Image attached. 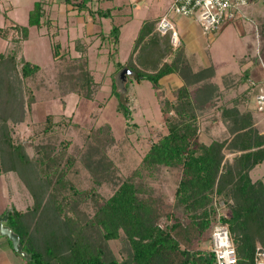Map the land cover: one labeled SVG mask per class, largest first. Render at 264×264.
I'll list each match as a JSON object with an SVG mask.
<instances>
[{
  "label": "trees",
  "instance_id": "trees-1",
  "mask_svg": "<svg viewBox=\"0 0 264 264\" xmlns=\"http://www.w3.org/2000/svg\"><path fill=\"white\" fill-rule=\"evenodd\" d=\"M65 3L79 14L99 18V23L113 13L101 11L95 17L85 0ZM46 5L35 3L28 26L11 23L0 28V38L7 42L5 51L0 52V181H6L12 193L9 179L14 175L27 185L33 199L26 209L12 207L7 223L32 259L28 262L14 253L23 264H212L211 250L196 246L206 238L210 240L215 227L221 225L229 229L239 264H254L258 237L264 244V184L254 180L252 172L264 164V134L252 123L251 113L245 111L224 119L229 121L227 139L205 144L199 138L195 111L204 108L203 104L216 106L223 88L238 87L243 78L228 84L236 76L227 74L218 79L216 67L195 64L197 57H192L189 64L182 45L172 51L171 37L157 35L159 19L155 25L152 21L144 23L134 53L126 65L116 63V74L130 70L139 82L151 81L154 90L160 88L162 79L172 75L178 76L181 84L175 90V99L166 101L168 109L165 104L161 107L162 113H171L166 119L167 133L123 179L108 152L115 144L110 125L86 137L82 155L68 154L72 143L62 139L69 125L64 117L48 115L32 127L31 136L19 128L31 115L23 104L24 84L36 83L43 72L24 56L29 27L46 29L56 64L68 56L84 62L86 70L79 65L77 74L69 70L59 73L64 95L85 91L91 97L100 86L87 67L94 39L75 40L78 56H72L55 40L60 27ZM117 11L122 12L120 7ZM117 31L112 27L110 35L117 37ZM108 35H93L101 41L99 48L110 39ZM164 41L166 49L157 54L155 48ZM114 43H118L117 38ZM108 55L114 52L109 50ZM6 77L15 79L19 91L4 85ZM40 83L43 86L44 82ZM248 85L251 89L252 84ZM34 103L26 105L31 108ZM220 109L226 111L224 105ZM122 112L131 119L128 106ZM227 154L233 156L231 161ZM163 169L180 172L174 203L164 196H151L154 190L150 183L158 180ZM219 201L229 205V217L219 214ZM116 241L120 246L117 252L112 246Z\"/></svg>",
  "mask_w": 264,
  "mask_h": 264
},
{
  "label": "rangeland",
  "instance_id": "rangeland-1",
  "mask_svg": "<svg viewBox=\"0 0 264 264\" xmlns=\"http://www.w3.org/2000/svg\"><path fill=\"white\" fill-rule=\"evenodd\" d=\"M37 1L47 4L46 9L50 10L53 22L57 23L58 28L60 27L57 29L59 35L55 40L62 44L65 51L71 52L72 56H78L71 42L83 36L85 31L83 23L95 22V28H93L95 35H99L101 32L108 33L110 39L106 43L102 41L104 45L99 49L101 41L94 36V41L98 40L89 51L87 67L92 76L90 73L88 74L100 85L93 90L92 96L88 97L85 91L80 94L64 95L62 91L64 83H62V75L59 73L69 70L77 74L79 65H83L86 70L84 62L68 56L67 60L56 64L53 59L51 40L46 34V29L28 28L29 38L24 43V56L28 62L43 68V72L37 76L36 83L27 81L24 84L23 104L26 107L25 111L31 115L28 123L20 125V130L31 136L34 132L32 127L44 122L48 115H53L56 118L64 117L69 125L62 134V139L72 143L68 154L75 152V154L82 155L86 137L93 130L110 125L115 137V144L108 152L114 159L121 178H127L139 167L151 146L167 133L166 119L171 113H162L161 107L165 104L168 109L166 101L171 102L175 99V90L181 81L178 76L172 75L162 79L160 88L154 90L151 81L143 79L139 82L130 70L129 74H127L128 70H122V74H116V63L118 61L125 65L128 63L134 53L135 41L138 39L144 23L152 21V25H155L158 19L167 14L179 31V20L181 21L185 17L172 13L171 7L174 0H85L88 2V7L93 10L95 17L98 12L113 10V13L108 17L109 20L107 17L101 18L100 23L99 18L93 20L86 13L79 14L77 10L71 9L72 6L66 4L65 0H2L0 2V28L11 23L28 26L29 14ZM118 7L122 12L117 11ZM243 10V13H248L246 17L249 18L245 17L244 19L242 16L240 23L234 21L226 24L214 35H200L187 46L186 52L189 57V59L186 57L187 62L190 64L191 58L197 57L195 64L219 65L220 74L229 71H232L231 74L234 76L238 74L236 80L229 81L228 84L236 83L240 78H245V75L246 78L249 77L245 70H248L249 74L257 68L259 71L263 68V71L264 0H254L249 7H244ZM86 17L88 20L85 21ZM191 22L199 26L194 20ZM68 25L72 27L71 30H67ZM114 26L118 28L117 37L110 35V30ZM153 34L156 35L155 27ZM159 36L163 37L160 34ZM69 38L71 42H69ZM115 38L118 39L116 44L114 43ZM170 44L172 51L175 50L172 43ZM161 45V47L155 48L157 54H159L158 50L166 49L167 43L164 41V44L161 43ZM6 46L7 42L0 38V52L5 51ZM109 50H112L114 55L109 56ZM165 54L167 57L168 52ZM74 76L76 75L74 74ZM251 76L257 78L258 75ZM125 79L126 82L122 85V81ZM5 81L4 85L11 86L14 91H19L16 89L15 79L6 77ZM222 81L224 82V79ZM40 82H44L43 86H40ZM222 92V97L216 106L203 104L204 108L195 109L200 127V141L210 144L214 140L227 139L229 137V121H224V119H229L245 111L251 113L252 123L260 133L264 134V113L257 112L255 103H252V97L257 93L256 87L252 86L250 89L245 81L238 87L227 88L225 86ZM26 103L34 104L30 108ZM223 105L225 112L220 109ZM126 106L130 108L132 115L129 120L124 117L122 112ZM232 159L233 156L227 154V160L231 161ZM179 178L178 170L163 169L158 180L150 183L154 190L151 196H164L168 198L169 203H174L173 195ZM252 178L262 180L264 184V164L252 172ZM9 183L12 193H9L6 181H0V214L12 207L22 210L32 204V195L26 184L14 175L10 176ZM218 204L219 214L229 217L231 215L229 205L224 201H219ZM229 204H233V200ZM3 239L6 240V238ZM259 239L258 237L256 249L264 250V244ZM210 240L206 238L196 248L210 249ZM1 244H5V242L2 241ZM112 246L116 252L119 251L120 246L117 241L113 242ZM3 251L4 253H0V261L6 258L5 261H1L4 264L9 262L10 264L24 263L10 247Z\"/></svg>",
  "mask_w": 264,
  "mask_h": 264
},
{
  "label": "built area",
  "instance_id": "built-area-1",
  "mask_svg": "<svg viewBox=\"0 0 264 264\" xmlns=\"http://www.w3.org/2000/svg\"><path fill=\"white\" fill-rule=\"evenodd\" d=\"M2 0H0L1 2ZM254 0H174L171 11L174 15L194 20L205 35L217 34L226 24L233 23L243 16V8ZM157 32L161 36H170L175 48L181 46V37L169 15L162 16L157 23ZM257 93L254 95L255 109L264 113V81L254 84ZM210 250L214 256L212 264H239L237 250L232 242L228 227H215ZM254 264H264V250L257 248Z\"/></svg>",
  "mask_w": 264,
  "mask_h": 264
},
{
  "label": "crops",
  "instance_id": "crops-1",
  "mask_svg": "<svg viewBox=\"0 0 264 264\" xmlns=\"http://www.w3.org/2000/svg\"><path fill=\"white\" fill-rule=\"evenodd\" d=\"M251 4V3H250ZM250 4H248L245 8H247V7H249L250 6ZM244 10H242V12H243ZM254 11V10H253ZM250 12V11H249ZM248 13L247 12H244L243 13V18L245 19V17H246V15H247ZM248 16V15H247ZM242 18V19H243ZM246 18H249V17H246ZM192 20H190V19H188V18H185V19H183V20H179V25H180V30H179V34H180V37H181V43H182V46L185 48V51H186V49H187V46H189L190 44H192L193 42H194V40H196L197 38H198V36H200V35H205L204 34V32L202 31V29H201V27H199L197 24H195L194 22H191ZM237 21H239V23H240V19H238ZM84 24V28H85V31H84V34H83V36H81V37H79V38H76L75 40H77V39H80V38H83V37H85V39H86V41H88V42H91V40L92 39H94V30H93V28H95L94 27V25H95V22H91V23H88V24H86V23H83ZM91 27V28H90ZM68 29H72V27L71 26H69L68 25V28H67V30ZM89 30V31H88ZM205 36H208V35H205ZM74 38V37H73ZM75 40H72V42H71V39L69 38V42H71V43H73V45H75ZM96 41L97 40H95L92 44H91V47H92V45H94L95 43H96ZM91 47L89 48V51H90V49H91ZM98 48H99V46H98ZM100 49V48H99ZM188 50V49H187ZM74 51H75V49H74ZM76 53V52H75ZM187 53V52H186ZM88 54H89V52H88ZM209 66V65H208ZM215 67H216V70H217V78L218 79H221V78H223L225 75H227V74H231V73H233L232 71H229V72H225V73H223V74H220L219 73V69H220V67H219V65L218 66H216V65H214ZM258 69V68H257ZM255 70V71H253V73H251V74H249V73H247L248 72V70H245V72H246V74H248V76L249 77H247L246 78V75H245V78H243V80H244V82L246 81V83H249L250 84V82H252L253 81V83L254 84H261L263 81H264V70L262 71V69L263 68H261L260 70L261 71H259V70ZM241 71V70H240ZM236 73V72H235ZM236 76H238V74H235ZM251 75H258L257 76V78L255 77H252ZM253 79V80H252ZM243 82V83H244ZM1 236V235H0ZM3 238H5V237H0V253H4V251L3 250H5V248H8L9 249V245H8V242H7V240H4ZM7 239V238H6ZM2 241H4L5 242V244H1L2 243ZM6 245V246H5ZM3 246V247H2ZM5 246V247H4ZM3 251V252H2ZM8 252V251H7ZM13 252H14V250H13ZM4 259H6V258H3L1 261H5ZM0 261V264H4V262H1ZM7 262V261H6ZM6 264V263H5ZM7 264H10V262L9 263H7Z\"/></svg>",
  "mask_w": 264,
  "mask_h": 264
},
{
  "label": "water",
  "instance_id": "water-1",
  "mask_svg": "<svg viewBox=\"0 0 264 264\" xmlns=\"http://www.w3.org/2000/svg\"><path fill=\"white\" fill-rule=\"evenodd\" d=\"M128 71H127V74L130 73V71L129 72ZM124 72H123V75H125ZM124 78H125V76H124ZM125 82H126V79H125V81H122V85H124ZM11 210L12 209H8L4 215L0 216V235L2 237L7 238L12 243V247H13L14 252H16L18 255H20L25 260L30 262L32 258L28 253H26L24 251L20 236L18 234H16L7 225L8 219H9V214H10Z\"/></svg>",
  "mask_w": 264,
  "mask_h": 264
},
{
  "label": "flooded vegetation",
  "instance_id": "flooded-vegetation-1",
  "mask_svg": "<svg viewBox=\"0 0 264 264\" xmlns=\"http://www.w3.org/2000/svg\"><path fill=\"white\" fill-rule=\"evenodd\" d=\"M13 248V247H12ZM23 258V257H22Z\"/></svg>",
  "mask_w": 264,
  "mask_h": 264
}]
</instances>
